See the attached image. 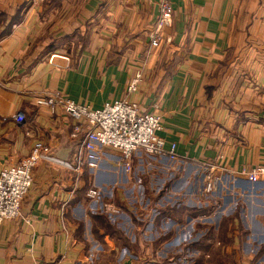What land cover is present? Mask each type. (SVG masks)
<instances>
[{"label":"crops","instance_id":"crops-1","mask_svg":"<svg viewBox=\"0 0 264 264\" xmlns=\"http://www.w3.org/2000/svg\"><path fill=\"white\" fill-rule=\"evenodd\" d=\"M160 1L0 0V172L38 142L76 165V122L38 100L60 92L98 110L126 99L159 116L158 135L177 146L176 164L152 163L171 174L163 199L193 203L148 211L150 225L126 240L127 229L96 227L97 208L108 207L98 176L141 181L120 176L119 152L105 149L99 169L43 161L21 217L0 225V264H264V181L240 176L264 164V0H170V41L153 48ZM141 152L134 164H148ZM210 166L231 175L204 194L200 171Z\"/></svg>","mask_w":264,"mask_h":264},{"label":"built area","instance_id":"built-area-1","mask_svg":"<svg viewBox=\"0 0 264 264\" xmlns=\"http://www.w3.org/2000/svg\"><path fill=\"white\" fill-rule=\"evenodd\" d=\"M172 18L173 8L170 0H161L159 18L149 35L151 47L159 48L164 41H170L164 39L162 31L171 23ZM141 80L142 74L138 73L130 82L128 92H136ZM38 104L46 105L52 110L60 108L76 122L72 137L80 140L77 162L73 166L64 165L72 170H79L84 164L90 169H99L104 160L105 149L120 153L121 164L128 173L132 170L133 157L139 151L155 158L179 160L176 144L168 145L166 140L158 135L162 127L161 118L142 112L137 104L126 99L106 104L102 109L92 110L89 106L77 104L56 92L38 100ZM15 120L18 123L23 122V114H17ZM50 152L48 145L38 142L31 154L19 165L0 172V225L21 217L22 202L33 185V171L41 162L49 161L63 165L51 159ZM216 169L213 166L207 167L204 179V190L207 194L215 193L224 174H230L227 169H223L222 174ZM240 176L250 183L264 181V164L249 168ZM97 194L96 189L89 191L92 198Z\"/></svg>","mask_w":264,"mask_h":264},{"label":"rangeland","instance_id":"rangeland-1","mask_svg":"<svg viewBox=\"0 0 264 264\" xmlns=\"http://www.w3.org/2000/svg\"><path fill=\"white\" fill-rule=\"evenodd\" d=\"M140 154L141 155L139 156L144 157L145 158L144 160H147L148 164L147 163L134 164L135 161L133 159L132 170L130 173L119 172L120 176H124V178L127 177L130 178L134 176L140 177L141 181H139L138 185L131 186V184L125 183V184H118L115 186H111V184H109L110 181L106 179L107 175L105 176L102 174L98 176L99 180L102 181V184L106 186L108 190L104 192L105 195L104 201L108 205V207L104 206L103 208H101L98 206L99 207V209L97 208V210L99 211L98 214H101L102 217L96 219L98 220V224L96 225V227L105 228L109 233L113 235H119L120 232H123V230L127 229L128 230L127 234L126 235H124V233L122 234L124 238H128L126 240H129L132 227L140 225L141 227H144L143 230H145L146 225L151 223L150 219L147 220L146 214L148 211H153V210L162 211L163 209H167V208L181 209L187 206L186 204H188V206L193 207L192 202L183 201V200L179 201L175 197L171 198L174 199L171 201H169L168 199L167 200L163 199L164 192L162 190L165 187L163 183L167 175L171 177V174H168L170 172L167 173L164 170L153 167L152 165V163H154L153 161L161 160L162 158H155L149 154H146L145 152H141ZM177 161L179 160L171 161V162L172 164H176ZM200 172L203 179H205V175L207 173V167L201 169ZM153 181L154 183H152ZM150 183H152V185ZM204 184H205V180L203 182L201 190L204 194H206L204 190ZM219 189L220 187L217 189L216 192H218ZM93 207L94 205L92 204V208ZM92 210L95 211L96 209L93 208ZM103 215L107 216V219H105ZM125 243L122 242V244ZM127 250L130 251L129 248H127ZM102 252L103 250L100 249L98 250L91 249V253H93V255H99ZM107 256L111 257L110 254H107Z\"/></svg>","mask_w":264,"mask_h":264},{"label":"water","instance_id":"water-1","mask_svg":"<svg viewBox=\"0 0 264 264\" xmlns=\"http://www.w3.org/2000/svg\"><path fill=\"white\" fill-rule=\"evenodd\" d=\"M80 143V140L78 141V145ZM49 157L59 163H62L63 165H66V166H73V163L71 161H65V160H61L59 159L58 157H56L53 153V151L51 150L50 154H49Z\"/></svg>","mask_w":264,"mask_h":264}]
</instances>
